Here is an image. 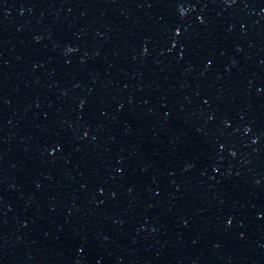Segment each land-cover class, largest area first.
<instances>
[{"label":"water","instance_id":"95a60500","mask_svg":"<svg viewBox=\"0 0 264 264\" xmlns=\"http://www.w3.org/2000/svg\"><path fill=\"white\" fill-rule=\"evenodd\" d=\"M0 264H264V0H0Z\"/></svg>","mask_w":264,"mask_h":264}]
</instances>
